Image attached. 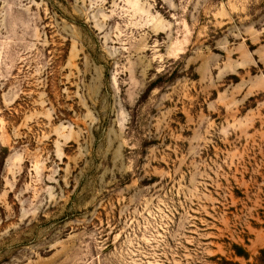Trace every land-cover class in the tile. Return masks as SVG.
Instances as JSON below:
<instances>
[{"label":"rangeland","instance_id":"1","mask_svg":"<svg viewBox=\"0 0 264 264\" xmlns=\"http://www.w3.org/2000/svg\"><path fill=\"white\" fill-rule=\"evenodd\" d=\"M0 264H264V0H0Z\"/></svg>","mask_w":264,"mask_h":264}]
</instances>
